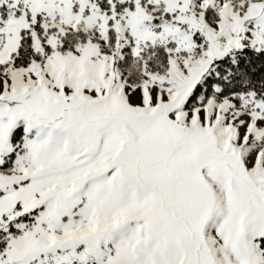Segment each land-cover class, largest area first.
I'll list each match as a JSON object with an SVG mask.
<instances>
[{
  "label": "snow or ice",
  "instance_id": "1",
  "mask_svg": "<svg viewBox=\"0 0 264 264\" xmlns=\"http://www.w3.org/2000/svg\"><path fill=\"white\" fill-rule=\"evenodd\" d=\"M0 264H264V0H0Z\"/></svg>",
  "mask_w": 264,
  "mask_h": 264
}]
</instances>
